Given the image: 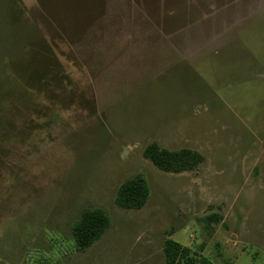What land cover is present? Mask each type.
Returning <instances> with one entry per match:
<instances>
[{"label": "rangeland", "instance_id": "obj_1", "mask_svg": "<svg viewBox=\"0 0 264 264\" xmlns=\"http://www.w3.org/2000/svg\"><path fill=\"white\" fill-rule=\"evenodd\" d=\"M10 2L0 264H165L167 238L214 264H264V0H16L22 15ZM45 44L53 77L9 69ZM151 143L204 161L163 172ZM138 174L145 207H118ZM94 208L111 226L82 251L72 228Z\"/></svg>", "mask_w": 264, "mask_h": 264}, {"label": "trees", "instance_id": "obj_2", "mask_svg": "<svg viewBox=\"0 0 264 264\" xmlns=\"http://www.w3.org/2000/svg\"><path fill=\"white\" fill-rule=\"evenodd\" d=\"M10 1H14L19 13L22 15L23 12L17 5L16 0ZM46 1L42 0L44 3ZM51 9H49L50 12ZM55 18H58V14L55 15ZM38 47L43 46L39 44ZM44 47H46V51L44 48L40 52L28 51V56L21 62L10 61L9 69L24 74L26 78L33 79L32 81L37 79L44 82L48 77H53L57 70L51 62V50L46 44ZM143 155L159 170L167 173L193 171L204 161L203 155L194 149L170 150L161 148L157 143L149 144ZM149 196L148 182L142 174H138L126 180L119 187L115 202L122 209L141 210L145 207ZM212 219L218 220V216L208 218L209 221ZM110 226V215L106 210L102 208L84 210L80 219L72 228L78 248L83 251L93 246ZM163 253L165 264H214L206 256L193 252L191 248L183 246L171 238L165 240Z\"/></svg>", "mask_w": 264, "mask_h": 264}]
</instances>
